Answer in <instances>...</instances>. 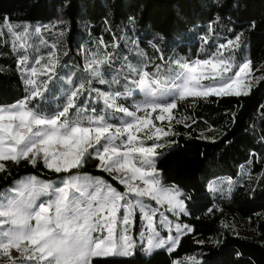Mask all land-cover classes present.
Returning a JSON list of instances; mask_svg holds the SVG:
<instances>
[{
  "label": "trees",
  "instance_id": "1",
  "mask_svg": "<svg viewBox=\"0 0 264 264\" xmlns=\"http://www.w3.org/2000/svg\"><path fill=\"white\" fill-rule=\"evenodd\" d=\"M6 17L13 25L40 27L44 52L55 55L56 75H51L49 91L30 101L29 107L54 114L66 102V89L72 87L67 80L83 82L86 89H93L76 101L86 111L77 117L73 109L70 117L85 123L98 116L114 120L97 90L121 95L134 91L130 80L138 77L132 68L155 75V70L170 66L176 77L182 71L179 62L212 58L221 45L239 35L240 47L223 48L224 57L233 58V71L251 61L252 75L258 80L247 95L176 99L171 135L166 139L171 146L159 151L163 155L176 148L178 140L204 143L208 151L198 175L209 164L216 166L210 181L230 180L229 192L213 195L211 211L183 196L188 215L176 221L193 231L180 238L174 251L143 255L135 250L129 257L93 258V264H186L187 257H196L200 264H264V0H0L1 25ZM81 51L111 57L101 69L105 83L84 69ZM18 58L8 42H0V105L15 104L28 95ZM49 77H40L38 85ZM137 98L116 102L134 111ZM73 174L99 177L124 191L97 167L96 159L88 158L70 173L49 172L39 162L35 166L26 161L10 163L6 172H0V193L24 176L52 181ZM138 224L136 215L133 235ZM235 226H245L251 236L231 230Z\"/></svg>",
  "mask_w": 264,
  "mask_h": 264
},
{
  "label": "snow or ice",
  "instance_id": "2",
  "mask_svg": "<svg viewBox=\"0 0 264 264\" xmlns=\"http://www.w3.org/2000/svg\"><path fill=\"white\" fill-rule=\"evenodd\" d=\"M5 25L14 38L13 46L16 41H21L20 47H26L22 41L28 35V27L13 25L7 17ZM34 31L39 34L41 28L36 27ZM3 34L4 28L0 27V35ZM240 39L237 35L220 47L238 48ZM110 59V56H93L85 70L100 83H105L101 69ZM27 60V56H22L19 63L24 65ZM35 63L40 64V59ZM234 63L233 58L224 57L223 52L219 57L191 65L179 62L182 72L176 77L178 83H169L166 79L132 68L138 78L130 80V83L145 97L137 105L143 116H137L116 102L120 92L102 93L97 90V95L103 98L107 107L132 117L131 121L119 127L102 116L89 119L87 123L71 118L73 109L77 117L81 111H86L82 105H77V98L85 91H93L91 87L86 89L85 83L74 84L71 79L67 83L72 87L66 89V102L59 111L49 115L43 109L29 107L30 101L43 98L49 91L47 85L52 77L43 81L42 86L26 78L28 95L15 104L0 105V172L7 171L8 161L19 164L27 160L33 166L42 162L45 168L56 173H70L72 169L82 167L94 154L100 162L98 167L103 171L123 174L113 178L125 190L121 192L100 178L77 174L63 179L62 186L57 187L39 182L35 177L22 181L7 194H0V259L7 257L9 264H93V258L97 257L132 256L136 242L128 232L137 208L149 233L144 251L150 255L154 249L165 246L174 251L181 235L193 229L177 224L176 236H169L167 240L157 239L159 234L154 218L159 209L145 201L166 205V211L177 216L188 215V211L179 190L162 184L159 170L155 167L159 155L157 148L163 145L153 143L145 146L137 133L145 132L146 139L156 141L169 135L170 129L165 131L156 127L149 118L159 111L156 120H164L165 113L170 121L173 119L172 110L177 104L166 101L165 97L247 95L250 85L244 77L251 72V61L240 64L233 75H226L232 71ZM54 71L55 63H52L44 66L42 74ZM30 73L36 76V68H31ZM204 79H211L214 83L203 85L201 80ZM87 83L90 85L91 81ZM41 196H49L50 199L37 203ZM160 217L161 223L167 224L171 230V222L163 212H160ZM144 235L142 232L141 237ZM13 251L19 256H13ZM185 261L186 264H200L196 257H187Z\"/></svg>",
  "mask_w": 264,
  "mask_h": 264
},
{
  "label": "rangeland",
  "instance_id": "3",
  "mask_svg": "<svg viewBox=\"0 0 264 264\" xmlns=\"http://www.w3.org/2000/svg\"><path fill=\"white\" fill-rule=\"evenodd\" d=\"M0 27L4 28V34L0 35L1 44L8 42L11 52L14 55L19 53L18 65H19V67H21V71L25 75L24 79H26V78L33 79L36 81V83L38 85V82L40 81V77H42V76L49 77L51 75H56L57 64H56L55 55L53 52H44V47H45L46 43L41 38V32L39 34H37V33H35L34 30H31L30 28H28L29 29L28 35L25 36L23 38V41H22L26 45V47L21 48L20 47L21 41H16L15 47L13 46L14 38L8 33L6 25L0 24ZM128 50L132 51L133 48L129 47ZM222 50H223V48H220L219 54L222 52ZM81 53H82L83 60H84L83 67L85 69V66L93 58L94 55L93 54L87 55V53H83V51H81ZM219 54L215 55L214 57H219ZM22 56L28 57V60L24 65H21L19 63L20 58ZM36 59H40V64L35 63ZM196 62H198V61H193L189 64L190 65L195 64ZM52 63H55V71L54 72H48L47 74H42L44 72V66L45 65L51 66ZM33 67L36 68V70H37V75L34 77L31 76V73H30L31 68H33ZM23 69H28V71H24ZM236 71H238V70L233 71V69H232V71L227 73L226 75L231 76ZM173 75H175V74H173V69L170 66H167L165 69H162V70H158V71L155 70V76L159 77L160 79H162V80L166 79L169 83H178L179 81L176 80V77L178 75L176 77ZM55 77H57V76H55ZM172 78H174V79H172ZM244 80L247 83H249L250 88H251V86L253 84H255V82L258 80V78H254V76L252 75V71H251L249 75L244 77ZM201 83L203 85H211L214 83V81L211 79H204V80H201ZM213 96H222V95H213ZM134 97H138V98L135 99L133 102L134 111H132V112H135V114L137 116H143L144 113L137 110V105H139L145 99L144 94L142 92H140L136 88L134 91L131 92V94L126 93L124 95L119 96V98L123 99V100L124 99L130 100ZM188 97H193V96H188ZM101 99L103 100V98H101ZM176 99H178L176 96L165 97L166 101L175 102ZM109 110H112V112H109L110 113L109 115H111L110 116V117H112L111 119H114L110 123L115 124L117 127L121 126L122 123H124V122H128V121L132 120V117H128L122 112H117L113 108H109ZM159 114H160L159 111H157L155 113H152L149 118L152 120L153 124L156 127L163 128L165 131H168L170 129L169 135L162 136V138L159 141H156L155 139H152V140L146 139L145 138V132L137 133L138 138L140 140H143L145 146H151L153 143H159V144L163 145L162 147L157 148L158 153L164 147L171 146V144L166 142V139L171 135V126H172V120H173L172 119L170 121L168 119L167 113L164 114V116H165L164 120H162V121L156 120L155 117ZM172 117H173V114H172ZM145 131H147V130H145ZM124 138L126 139V137H124ZM177 142L175 143V145L177 146L176 148L166 151L163 155L159 154L160 156L158 155V157L156 158L155 167L159 170L161 182L165 186H169V187H173V188L178 189L179 192L181 193L180 198L182 200H183V196H186L189 200H195L198 203H200V205L204 209H209L212 205V199H213V195L215 193H223L224 191H226L225 193L229 192V190H230L229 181L230 180H226L225 178H221V180L210 181V179H212L214 177V176H212V170H214V167H216V166L211 165V164L208 165V167H207L208 169L205 168L203 170V173L201 176L198 175L199 173L197 172V169H198V167L201 163V160L204 157L205 153L208 151V146H206L204 143L198 142V141H191V142H183L182 143L180 140H178ZM117 143H119V141ZM122 150H123V148H122ZM90 151H92V150L90 149ZM92 158L96 159L94 154H93ZM22 161L28 162L27 160H22ZM96 161H97V167H98L100 162L97 159H96ZM10 163H12V162L8 161L7 165ZM39 163H41L43 165L42 162H39ZM45 169L49 172H52L47 168H45ZM99 169H101V168H99ZM106 173H108L111 177L123 175L122 173H116V172H113V173L106 172ZM77 175L90 176L88 174H77ZM31 177H35V176H24V177H22L21 179L14 182L12 186L5 189L1 194H7L10 189L16 187L22 181H27ZM90 177H93V176H90ZM35 178L39 182L51 183L53 185V187H57V186H62L61 181L67 177L59 179V180H52V181H44V180H41L37 177H35ZM94 178H99V177H94ZM115 180H117V179H115ZM136 183H139V181H137ZM122 187L124 189L123 185H122ZM49 199H50L49 196H41L40 199L37 201V203H40L41 201H47ZM145 202L149 203L153 207H156L159 209V212H157V214L154 218L155 229L159 234L157 239L167 240L169 236H176L177 232H176L175 226L177 224H180L176 220L182 214H180L178 216L173 215L172 212L166 211V205L165 206L157 205L155 203V201H151V200L146 199ZM160 212H163L164 215L167 217V220L171 222V230L169 229V226L167 224L161 223ZM121 214H123V210H122ZM136 215H138V217H139V224H138L136 235H133ZM180 225H184V224H180ZM244 228H245V226H235L231 230L236 231L241 236L250 237L251 232L247 229H244ZM118 231H119V226H118ZM142 232L145 234L144 238L141 237ZM94 235H98V234H94ZM104 235H106V233H104ZM128 235L133 237L134 241L136 242V249L135 250H139L140 253H142L143 255H149L144 251V248L147 247V236L149 235V233L146 230V221L144 219H142L139 208H137L135 210L134 217H133V223L129 226ZM182 236L183 235H181V237ZM156 250H165L167 252H171L168 250V247L165 246L164 248H156L151 253H153ZM12 255L13 256H19V253H16L15 251H13ZM111 257H123V256H111ZM127 257H129V256H127ZM183 261L186 262L185 258L183 259ZM0 264H9L7 257L0 259Z\"/></svg>",
  "mask_w": 264,
  "mask_h": 264
},
{
  "label": "crops",
  "instance_id": "4",
  "mask_svg": "<svg viewBox=\"0 0 264 264\" xmlns=\"http://www.w3.org/2000/svg\"><path fill=\"white\" fill-rule=\"evenodd\" d=\"M6 189H7V188H6ZM3 191H4V190H3ZM3 191H2V192H3ZM2 192H1V193H2ZM1 193H0V194H1Z\"/></svg>",
  "mask_w": 264,
  "mask_h": 264
}]
</instances>
